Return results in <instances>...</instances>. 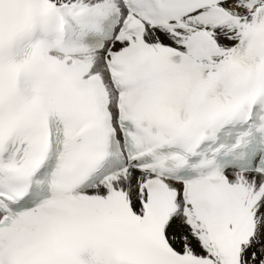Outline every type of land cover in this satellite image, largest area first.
I'll return each mask as SVG.
<instances>
[{"label": "snow or ice", "instance_id": "1", "mask_svg": "<svg viewBox=\"0 0 264 264\" xmlns=\"http://www.w3.org/2000/svg\"><path fill=\"white\" fill-rule=\"evenodd\" d=\"M0 264H264V0H0Z\"/></svg>", "mask_w": 264, "mask_h": 264}]
</instances>
